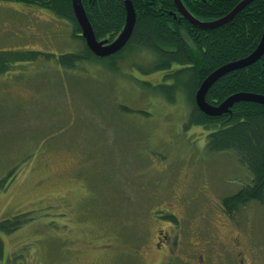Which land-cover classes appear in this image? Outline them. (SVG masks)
<instances>
[{
	"label": "rangeland",
	"instance_id": "1",
	"mask_svg": "<svg viewBox=\"0 0 264 264\" xmlns=\"http://www.w3.org/2000/svg\"><path fill=\"white\" fill-rule=\"evenodd\" d=\"M21 5L0 2V49L80 48L68 25ZM131 69L135 81L125 84L42 58L0 74V221L32 215L0 231V264H156L158 230H174L156 220L159 210L178 214L188 242L235 239L224 264H264V206L220 211L247 171L233 153L206 151L209 131L186 125L184 100L168 104L143 89L159 73Z\"/></svg>",
	"mask_w": 264,
	"mask_h": 264
},
{
	"label": "trees",
	"instance_id": "2",
	"mask_svg": "<svg viewBox=\"0 0 264 264\" xmlns=\"http://www.w3.org/2000/svg\"><path fill=\"white\" fill-rule=\"evenodd\" d=\"M3 1L44 9L55 20L68 25L81 46L77 51L60 54L35 49H0V74L39 58L54 61L72 74L85 71V68L91 71L92 67L108 72L113 81L120 80L123 84L135 81L130 76L131 67L137 68L143 78L159 73L156 82L141 81L143 89L168 104L184 100L189 105L186 125L209 131L206 151L209 154L233 153L249 175L239 189L221 199L223 212L231 215L250 203L264 206V106L238 102L227 113L212 117L201 112L194 100L197 89L208 76L228 63L245 58L257 48L264 33V0H253L229 22L207 29L189 22L174 0H131L136 13L134 29L125 47L109 57H98L87 47L71 0H0ZM81 1L96 39H115L125 25L126 0ZM180 1L196 20L210 23L228 15L244 0ZM108 63L113 64L112 69ZM238 93L264 96V54L254 64L216 80L206 94V102L218 106ZM120 104L125 112L132 107L126 102ZM138 108L142 109L140 114L149 115L142 112L146 106ZM31 216L27 213L0 221V231L11 233L31 220Z\"/></svg>",
	"mask_w": 264,
	"mask_h": 264
},
{
	"label": "water",
	"instance_id": "3",
	"mask_svg": "<svg viewBox=\"0 0 264 264\" xmlns=\"http://www.w3.org/2000/svg\"><path fill=\"white\" fill-rule=\"evenodd\" d=\"M252 0H244L241 2L234 10H232L228 15L222 17L221 19L205 23L196 20L192 17L186 9L181 4L180 0H174L176 6L179 11L198 28L207 29V28H215L225 23L229 22L237 15L246 5H248ZM72 7L74 10L75 18L81 29V36L85 40L87 47L98 57H109L113 54H116L120 50H122L127 44L132 31L134 29L136 23V13L133 7L131 0L125 1L126 8V21L122 31L119 35L111 42L108 40H97L92 26L87 18L86 12L84 10L83 4L81 0H71ZM264 54V33L262 35V39L258 45V47L248 56L243 59L228 63L221 67L220 69L213 72L210 76H208L202 84L199 86L195 93V104L199 108L201 112L208 116H220L224 113H227L229 109L238 102H254L259 103L264 106V96L255 95L251 93H238L230 96L225 101H223L218 106L210 105L206 102V94L210 88V86L218 80L223 75H226L232 71L243 69L248 67L255 62H257L262 55Z\"/></svg>",
	"mask_w": 264,
	"mask_h": 264
},
{
	"label": "flooded vegetation",
	"instance_id": "4",
	"mask_svg": "<svg viewBox=\"0 0 264 264\" xmlns=\"http://www.w3.org/2000/svg\"><path fill=\"white\" fill-rule=\"evenodd\" d=\"M220 208V211L223 212V208ZM158 213L159 216L161 214L162 216H158L156 220L164 221V223H167V225L174 227V230L171 234L168 233L170 231L167 230H158V235L154 244L156 245L158 250L161 251L162 256L156 264H176V262H178L179 264H207L208 260L213 261L214 259L215 264H224L230 261V259H225V255L223 252L226 251L229 247L235 246V239H231V241L226 243L218 240V238L213 236L211 240L214 246L219 245L220 247L218 250L219 252H217L216 249H214V246H210L208 242L193 243L186 241V237L183 238V232L185 233V236L188 235V233L187 230L183 231L182 222L180 221L177 213H171L169 210L167 212H160L159 210ZM224 215L226 214L224 213ZM202 245L204 246V249H200ZM162 247H164L163 250ZM207 251L210 253V256H207ZM201 252H203L204 254H202ZM235 258L236 255H234V258L231 259L234 261ZM239 262L240 264H242L243 260H239Z\"/></svg>",
	"mask_w": 264,
	"mask_h": 264
},
{
	"label": "bare ground",
	"instance_id": "5",
	"mask_svg": "<svg viewBox=\"0 0 264 264\" xmlns=\"http://www.w3.org/2000/svg\"><path fill=\"white\" fill-rule=\"evenodd\" d=\"M252 1H253V0H252ZM252 1H251V2H252ZM181 4H182V3H181ZM182 6H183V5H182ZM183 7H184V6H183ZM177 8H178V7H177ZM184 9H185V8H184ZM178 10H179V9H178ZM179 12H180V11H179ZM261 39H262V38H261ZM257 47H258V46H257Z\"/></svg>",
	"mask_w": 264,
	"mask_h": 264
}]
</instances>
